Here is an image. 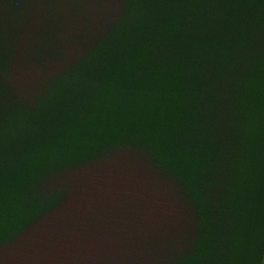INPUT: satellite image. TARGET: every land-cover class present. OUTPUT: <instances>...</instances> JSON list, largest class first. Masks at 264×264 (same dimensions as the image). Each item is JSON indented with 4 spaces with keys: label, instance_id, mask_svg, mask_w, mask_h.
I'll use <instances>...</instances> for the list:
<instances>
[{
    "label": "water",
    "instance_id": "1",
    "mask_svg": "<svg viewBox=\"0 0 264 264\" xmlns=\"http://www.w3.org/2000/svg\"><path fill=\"white\" fill-rule=\"evenodd\" d=\"M264 0H0V264H263Z\"/></svg>",
    "mask_w": 264,
    "mask_h": 264
},
{
    "label": "built area",
    "instance_id": "2",
    "mask_svg": "<svg viewBox=\"0 0 264 264\" xmlns=\"http://www.w3.org/2000/svg\"><path fill=\"white\" fill-rule=\"evenodd\" d=\"M263 264H264V260H263Z\"/></svg>",
    "mask_w": 264,
    "mask_h": 264
}]
</instances>
